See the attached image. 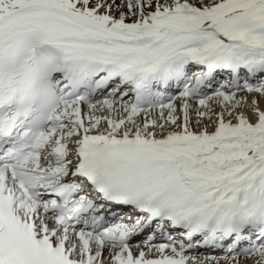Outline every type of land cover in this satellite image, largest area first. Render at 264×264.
<instances>
[{"label": "snow or ice", "instance_id": "1", "mask_svg": "<svg viewBox=\"0 0 264 264\" xmlns=\"http://www.w3.org/2000/svg\"><path fill=\"white\" fill-rule=\"evenodd\" d=\"M0 264H264V0H0Z\"/></svg>", "mask_w": 264, "mask_h": 264}]
</instances>
